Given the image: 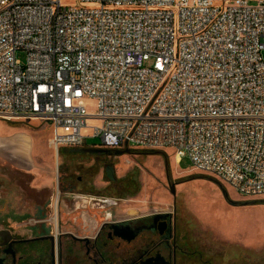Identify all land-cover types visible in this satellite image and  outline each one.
<instances>
[{
	"label": "built area",
	"instance_id": "built-area-1",
	"mask_svg": "<svg viewBox=\"0 0 264 264\" xmlns=\"http://www.w3.org/2000/svg\"><path fill=\"white\" fill-rule=\"evenodd\" d=\"M21 118L56 152L172 149L262 197L264 0H0V120Z\"/></svg>",
	"mask_w": 264,
	"mask_h": 264
},
{
	"label": "rangeland",
	"instance_id": "rangeland-1",
	"mask_svg": "<svg viewBox=\"0 0 264 264\" xmlns=\"http://www.w3.org/2000/svg\"><path fill=\"white\" fill-rule=\"evenodd\" d=\"M63 2L74 5L77 0ZM17 58L25 62L27 56L20 52ZM86 106L90 113L96 112L95 100L87 99ZM51 138L52 128L46 122L0 120L2 212L20 214L32 211L36 202H61L65 198L62 188L83 178L84 184L108 186L107 192L119 201L117 217L168 210L176 200L181 216H190L197 223L198 239L209 243L213 264H264V196H241L216 178L194 170L189 159L178 163L172 149H130V154L112 160L116 181L110 183L97 157L70 153L68 148L56 152ZM98 145V140H88V147Z\"/></svg>",
	"mask_w": 264,
	"mask_h": 264
},
{
	"label": "flooded vegetation",
	"instance_id": "flooded-vegetation-1",
	"mask_svg": "<svg viewBox=\"0 0 264 264\" xmlns=\"http://www.w3.org/2000/svg\"><path fill=\"white\" fill-rule=\"evenodd\" d=\"M92 156L116 181L112 160L119 156ZM84 183L66 185L65 198L52 205L0 210V264H213L209 243L198 239L197 223L181 216L176 200L168 210L117 217L119 201L108 186Z\"/></svg>",
	"mask_w": 264,
	"mask_h": 264
},
{
	"label": "water",
	"instance_id": "water-1",
	"mask_svg": "<svg viewBox=\"0 0 264 264\" xmlns=\"http://www.w3.org/2000/svg\"><path fill=\"white\" fill-rule=\"evenodd\" d=\"M69 152L83 154V155H102V154H112L114 152L115 155H118V156L131 153L130 149H125L123 151H120V150L113 151V150H108V149L99 148V147H84V148H79V149H72ZM156 153L159 154V152H156ZM219 186L222 188L221 183L219 184ZM171 192L175 197L176 196L175 186L171 187ZM223 192L225 194V197L227 198V200L229 201L231 205L236 206L238 204L237 202H233L232 200H229L228 194L225 190H223Z\"/></svg>",
	"mask_w": 264,
	"mask_h": 264
},
{
	"label": "bare ground",
	"instance_id": "bare-ground-1",
	"mask_svg": "<svg viewBox=\"0 0 264 264\" xmlns=\"http://www.w3.org/2000/svg\"><path fill=\"white\" fill-rule=\"evenodd\" d=\"M177 161H178V159H177Z\"/></svg>",
	"mask_w": 264,
	"mask_h": 264
}]
</instances>
